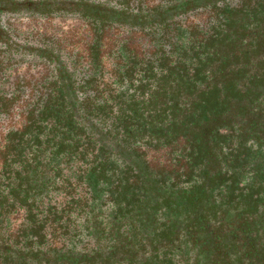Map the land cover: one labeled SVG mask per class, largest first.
Masks as SVG:
<instances>
[{
  "label": "flooded vegetation",
  "instance_id": "flooded-vegetation-1",
  "mask_svg": "<svg viewBox=\"0 0 264 264\" xmlns=\"http://www.w3.org/2000/svg\"><path fill=\"white\" fill-rule=\"evenodd\" d=\"M0 264H264V0H0Z\"/></svg>",
  "mask_w": 264,
  "mask_h": 264
},
{
  "label": "trees",
  "instance_id": "trees-1",
  "mask_svg": "<svg viewBox=\"0 0 264 264\" xmlns=\"http://www.w3.org/2000/svg\"><path fill=\"white\" fill-rule=\"evenodd\" d=\"M23 138V135L21 136V139ZM97 260V259H96ZM80 263V262H79Z\"/></svg>",
  "mask_w": 264,
  "mask_h": 264
}]
</instances>
